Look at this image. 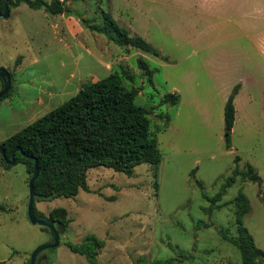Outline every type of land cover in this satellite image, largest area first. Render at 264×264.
Segmentation results:
<instances>
[{
    "label": "rangeland",
    "instance_id": "1",
    "mask_svg": "<svg viewBox=\"0 0 264 264\" xmlns=\"http://www.w3.org/2000/svg\"><path fill=\"white\" fill-rule=\"evenodd\" d=\"M63 6L65 13L52 15L22 4L0 20V69L13 74L10 97L0 100V143L84 84L118 72L126 88L140 89L136 103L153 109L163 160L157 178L148 164L132 177L97 167L88 172L90 192L37 202L46 216L65 208L71 220L41 264H89L67 245L87 236L105 243L98 264H242L239 250L220 235L237 236L231 202L240 194L251 205L245 227L264 251V0H65ZM105 14L160 56L93 31L89 26L106 24ZM140 60L154 72L152 82ZM237 87L228 149L225 106ZM168 94L179 95V104H161ZM237 157L242 172L256 168L262 185L239 177L225 190ZM30 178L23 164L6 169L0 154V264H30L52 240L29 219ZM219 193L222 201L213 206Z\"/></svg>",
    "mask_w": 264,
    "mask_h": 264
},
{
    "label": "trees",
    "instance_id": "2",
    "mask_svg": "<svg viewBox=\"0 0 264 264\" xmlns=\"http://www.w3.org/2000/svg\"><path fill=\"white\" fill-rule=\"evenodd\" d=\"M87 1V0H82ZM95 1V0H90ZM6 0H0V13H4ZM22 4L33 10H45L52 15L66 12L63 3L54 0H8L10 16L13 8ZM104 26L91 25L97 31L120 47H133L151 55L160 53L141 36H131L129 31L120 27L110 14L104 15ZM140 68L144 70L152 82L154 72L142 60ZM2 99L10 97L13 89ZM1 80V79H0ZM3 82V81H2ZM4 87V84H3ZM140 89H128L124 86V78L118 72L112 73L97 82L84 84L78 94L69 101L52 110L26 128L11 136L0 145L6 151L7 159L21 148L32 158H25L21 152L16 154V164H23L29 174H33L35 162H38L39 177L34 183L37 202L51 201L56 198H74L81 190L90 192L88 172L97 167H105L132 177L136 167L148 164L157 178L163 155L159 148L157 136L152 133L151 118L153 109L139 106L136 99ZM239 87L233 90L225 106V128L227 148H231L230 134L236 122L235 98ZM177 94L166 95L161 104L176 106L180 102ZM162 129L168 127L170 119ZM3 166L12 168L2 157ZM237 167L225 184V190L236 184L241 177L258 185L263 184L262 178L252 165L242 172L235 159ZM158 189V182L155 184ZM223 193L211 199L215 206L222 201ZM235 208V225L237 236L230 237L225 231H220L222 239L236 247L242 259V264H264V251L259 249L255 239L245 227L244 218L251 211L249 199L240 194L233 202ZM221 208L220 206H218ZM35 215L47 218L55 223H61L69 229L71 220L68 210L57 208L46 216L34 207ZM201 224V223H200ZM69 249L86 258L89 264H98V256L104 248V241L95 236H87L80 244H67ZM186 260L187 257H184ZM183 261V259H181ZM181 260H156L152 264H176ZM31 264V261H30Z\"/></svg>",
    "mask_w": 264,
    "mask_h": 264
},
{
    "label": "water",
    "instance_id": "3",
    "mask_svg": "<svg viewBox=\"0 0 264 264\" xmlns=\"http://www.w3.org/2000/svg\"><path fill=\"white\" fill-rule=\"evenodd\" d=\"M10 17V9L8 5V0L5 2L4 13H0V20L8 19ZM0 79L3 81L4 87L0 92V99L4 98L12 88V77L9 71L6 69H0ZM228 134H226V137ZM21 152L25 158H32L22 151L21 148L15 149L11 155V159H7L6 151L0 145V154L6 160L8 165H15L16 154ZM40 174L38 162H35L34 172L29 180V199H28V216L32 224L38 225L43 228V230L49 233L52 237L50 243L39 246L32 255L31 264H41L46 256L42 255L46 250L55 249L60 246L62 241V234L67 230L61 223H55L54 221L47 218H40L35 215V204L37 201V195L35 192L34 183L38 179Z\"/></svg>",
    "mask_w": 264,
    "mask_h": 264
},
{
    "label": "built area",
    "instance_id": "4",
    "mask_svg": "<svg viewBox=\"0 0 264 264\" xmlns=\"http://www.w3.org/2000/svg\"><path fill=\"white\" fill-rule=\"evenodd\" d=\"M60 1V3H64L65 2V0H59Z\"/></svg>",
    "mask_w": 264,
    "mask_h": 264
}]
</instances>
